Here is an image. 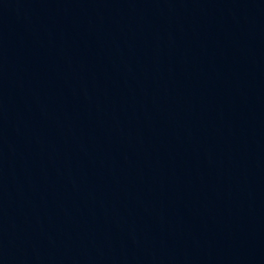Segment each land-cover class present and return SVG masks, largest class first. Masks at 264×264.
I'll return each mask as SVG.
<instances>
[{"label": "water", "instance_id": "obj_1", "mask_svg": "<svg viewBox=\"0 0 264 264\" xmlns=\"http://www.w3.org/2000/svg\"><path fill=\"white\" fill-rule=\"evenodd\" d=\"M0 264H264V0H0Z\"/></svg>", "mask_w": 264, "mask_h": 264}]
</instances>
